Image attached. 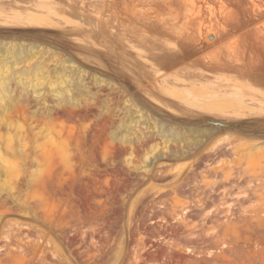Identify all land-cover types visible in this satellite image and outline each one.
<instances>
[{"label":"rangeland","instance_id":"rangeland-1","mask_svg":"<svg viewBox=\"0 0 264 264\" xmlns=\"http://www.w3.org/2000/svg\"><path fill=\"white\" fill-rule=\"evenodd\" d=\"M256 142L264 0H0V264H264Z\"/></svg>","mask_w":264,"mask_h":264},{"label":"bare ground","instance_id":"bare-ground-1","mask_svg":"<svg viewBox=\"0 0 264 264\" xmlns=\"http://www.w3.org/2000/svg\"><path fill=\"white\" fill-rule=\"evenodd\" d=\"M201 106H203V104L201 105ZM199 107V106H198ZM204 107V106H203ZM192 130H194V129H192ZM162 132V131H161ZM262 143V142H261ZM248 145H246V152L247 153H249V154H252L251 152H253L254 150L256 151V152H258V153H260V154H264V144H260V142L259 143H255V144H252V145H250L249 144V146L247 147ZM237 148V147H236ZM244 149V148H243ZM242 149V150H243ZM243 151H245V149L243 150ZM242 151V152H243ZM162 152V151H161ZM254 153L255 152H253V155H254ZM239 155V154H238ZM252 155V156H253ZM257 155V154H256ZM252 156H250V157H252ZM249 156H248V158H250ZM9 162L5 159V157H2L1 155H0V166L2 167V168H4V169H6V168H9V164H8Z\"/></svg>","mask_w":264,"mask_h":264},{"label":"water","instance_id":"water-1","mask_svg":"<svg viewBox=\"0 0 264 264\" xmlns=\"http://www.w3.org/2000/svg\"><path fill=\"white\" fill-rule=\"evenodd\" d=\"M209 122L218 126H233L237 124V122H224V121H215V120H210Z\"/></svg>","mask_w":264,"mask_h":264}]
</instances>
